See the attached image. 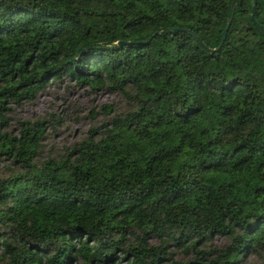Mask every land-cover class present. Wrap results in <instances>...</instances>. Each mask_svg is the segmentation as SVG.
Returning a JSON list of instances; mask_svg holds the SVG:
<instances>
[{"label": "trees", "instance_id": "1", "mask_svg": "<svg viewBox=\"0 0 264 264\" xmlns=\"http://www.w3.org/2000/svg\"><path fill=\"white\" fill-rule=\"evenodd\" d=\"M230 3L0 0V264H235L264 246V35L235 0L211 51ZM254 17L264 33V0ZM62 77L128 107L39 160L47 120L8 112Z\"/></svg>", "mask_w": 264, "mask_h": 264}, {"label": "rangeland", "instance_id": "2", "mask_svg": "<svg viewBox=\"0 0 264 264\" xmlns=\"http://www.w3.org/2000/svg\"><path fill=\"white\" fill-rule=\"evenodd\" d=\"M102 104H110L115 112L128 107V102L120 94L106 90L91 91L62 77L50 81L32 100L10 105L8 114L13 120H47L45 136L38 153L39 160H44L61 156L63 151L84 135L90 125L100 123L105 115L100 110ZM11 128L8 129L16 131L14 122ZM10 167L8 161L0 159V172L7 173L5 170ZM225 242L223 236L212 235L203 244L208 249L219 247ZM148 243H156V239L151 238ZM169 250V257L174 260L189 261L193 255H184L173 247H169ZM235 264H264V246L242 253Z\"/></svg>", "mask_w": 264, "mask_h": 264}, {"label": "water", "instance_id": "3", "mask_svg": "<svg viewBox=\"0 0 264 264\" xmlns=\"http://www.w3.org/2000/svg\"><path fill=\"white\" fill-rule=\"evenodd\" d=\"M234 1L235 0H231L230 6H229V10H228V14H227V17H226V24H225V26H224V28L222 30L220 43L215 49H213L211 51L217 50L219 48L221 42L224 40V37H225V34H226V30H227V28H228V26L230 24L231 18H232ZM254 13H255V0H253V3L251 5L250 19L253 22V24L256 26V28L264 35L263 30L261 29L260 25L255 20ZM176 30H177L176 28L175 29H169V31H176ZM184 31L187 32L188 34H190L191 36H193L195 39L198 40V38L195 36V34L193 32H191L190 30L184 29ZM153 34L148 36L145 40H143V42H147L153 36ZM116 43L118 45H120V44L125 43V42L124 41H117Z\"/></svg>", "mask_w": 264, "mask_h": 264}]
</instances>
